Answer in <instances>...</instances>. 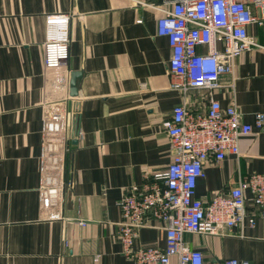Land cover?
Returning a JSON list of instances; mask_svg holds the SVG:
<instances>
[{
	"label": "crops",
	"instance_id": "1",
	"mask_svg": "<svg viewBox=\"0 0 264 264\" xmlns=\"http://www.w3.org/2000/svg\"><path fill=\"white\" fill-rule=\"evenodd\" d=\"M132 1L0 0V264H134L121 254L118 201L169 165L162 123L183 96L169 88L159 12ZM55 12L71 14L69 57L64 66L45 68V19ZM248 32L257 45L236 59L233 75L220 76L214 97L222 107L235 103L243 121L253 123V113L264 110V27ZM74 71L82 73L71 96ZM186 100L193 111L208 106L205 91ZM64 108L63 217L49 220L40 200L43 125ZM204 165L196 196L227 193L238 178L264 172V131L239 137L238 156ZM246 213L255 214L253 228L245 222L227 235L185 238L206 260L264 264V218L250 200ZM150 221L138 241L163 247L161 222Z\"/></svg>",
	"mask_w": 264,
	"mask_h": 264
},
{
	"label": "built area",
	"instance_id": "2",
	"mask_svg": "<svg viewBox=\"0 0 264 264\" xmlns=\"http://www.w3.org/2000/svg\"><path fill=\"white\" fill-rule=\"evenodd\" d=\"M133 1L159 12L156 32L167 38L170 50L169 88L181 94L183 101L176 103L172 117L162 123L171 148L169 165L152 172L143 184L131 186L118 201L121 254L134 264H250L236 258L206 260L202 250L190 247L185 236L227 235L245 222L253 228L255 214L247 215V200L264 218V172L238 178L227 193L209 200L196 196V183L205 176L207 160L238 156L239 137L255 129L264 131V110L253 113V123L245 122L235 103L222 107L214 97L220 76L233 75L236 59L257 45L248 29L251 25L264 27V0ZM70 17L67 12L46 16L45 68L67 63ZM194 90L206 92V110L193 111L187 106L186 96ZM67 125L66 108L57 116H45L40 200L43 216L49 220L63 217L59 207L65 187ZM150 220L161 222L163 247L138 241L140 230Z\"/></svg>",
	"mask_w": 264,
	"mask_h": 264
},
{
	"label": "water",
	"instance_id": "3",
	"mask_svg": "<svg viewBox=\"0 0 264 264\" xmlns=\"http://www.w3.org/2000/svg\"><path fill=\"white\" fill-rule=\"evenodd\" d=\"M81 71H74L70 75V95L76 96L77 95V88H76V82L77 79L81 76ZM78 110L77 105L74 103L72 112L76 113Z\"/></svg>",
	"mask_w": 264,
	"mask_h": 264
}]
</instances>
